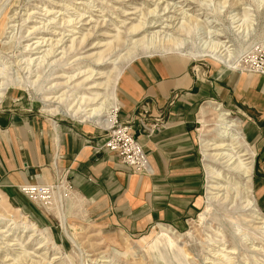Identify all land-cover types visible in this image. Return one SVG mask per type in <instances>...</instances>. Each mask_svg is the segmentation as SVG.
<instances>
[{
	"label": "rangeland",
	"instance_id": "rangeland-1",
	"mask_svg": "<svg viewBox=\"0 0 264 264\" xmlns=\"http://www.w3.org/2000/svg\"><path fill=\"white\" fill-rule=\"evenodd\" d=\"M136 24L144 25L141 36L157 33L159 38L183 25L184 32L173 35L187 42L192 55L203 54L206 47L219 43L218 39L226 44L223 55L230 59L228 68L207 54L187 61L200 90L191 115L204 180L201 210L185 218L178 228L160 224L172 229L174 235L158 228L159 224L130 232L111 224L104 210L73 192L66 197L55 194L52 204L46 206L21 192L22 186L37 183L0 189V264H264V230L261 233L256 229L262 225L256 224L257 220L251 218L255 214L245 208L246 199L238 189L241 179L224 161L204 156L201 146V140L215 138L217 131V117L207 105L210 103L240 121L234 131L240 136L241 147L255 161L256 137H261L259 128L264 127L260 113L264 101L246 109L250 106L243 108L229 93L228 108L223 102L226 83L221 78L243 75L242 85L252 80L264 88V0H0V83L5 84L0 114L23 117L28 129L34 125L39 129L50 120L61 126H99L62 112L47 117L42 100L59 97L63 110L69 103L76 104L81 95L104 93L88 90L87 84L107 80L113 63L132 47L131 40L136 37L130 36L128 29ZM154 25L157 28L146 30ZM209 32L220 38L209 36ZM115 38L121 42L116 48ZM98 43L103 48L88 51L91 44ZM107 44H112L111 50L106 51ZM97 52L103 55L99 66L94 58L86 57ZM99 70L103 75L95 76ZM123 70L113 83L116 110H110V114L117 121V80ZM221 71L225 73L218 75ZM85 78L88 81L81 83ZM179 97L173 94L163 110L155 106L158 114L166 115V109ZM205 164L211 165L223 182L208 179ZM259 165L257 158L251 183L256 206L254 182L264 178ZM212 182L227 190L214 191L218 198L208 202L207 186ZM257 207L264 216V208ZM40 243L42 248H38Z\"/></svg>",
	"mask_w": 264,
	"mask_h": 264
},
{
	"label": "crops",
	"instance_id": "crops-1",
	"mask_svg": "<svg viewBox=\"0 0 264 264\" xmlns=\"http://www.w3.org/2000/svg\"><path fill=\"white\" fill-rule=\"evenodd\" d=\"M168 54L135 58L123 67L117 80L118 121H130L150 173L133 172L120 164L114 154L97 149L103 139L99 126H61L50 120L46 122L49 128L43 123L39 129L35 125L28 129L23 117L1 113L0 189L50 183L63 173L79 199L99 206L111 224L130 232L154 224L178 228L185 218L194 217L201 210L204 185L191 115L200 90L189 69L190 58ZM222 73L225 72L218 75ZM242 76L229 74L221 78L226 83V89L222 88L223 102L228 108L229 93L243 108L250 106L246 109L264 101V88L252 80L242 85ZM173 94H179V99L166 109V115L158 114L155 108L163 110ZM141 107L151 111L147 113L148 122L162 118L167 126L151 135L142 132L136 121L142 116ZM260 113L264 117V111ZM259 135L253 162L258 158L259 167L264 170V127L259 128ZM254 185L257 206L264 208V178L255 179Z\"/></svg>",
	"mask_w": 264,
	"mask_h": 264
},
{
	"label": "bare ground",
	"instance_id": "bare-ground-1",
	"mask_svg": "<svg viewBox=\"0 0 264 264\" xmlns=\"http://www.w3.org/2000/svg\"><path fill=\"white\" fill-rule=\"evenodd\" d=\"M154 28L157 27L155 25L150 26L147 27L146 30L154 29ZM176 28L177 27H175L174 29ZM164 29H169V27H165ZM128 32L130 36L136 37V39L133 41L131 40L132 47L125 54L119 56V58L113 63L112 65L113 68L106 74L107 80L103 83L90 82L87 84L89 88L88 90H104V93H94L90 97L81 95L78 97L76 104L72 105L71 103H69L64 106L63 110H61L62 108L60 107L61 103L63 102L62 99H59V97L54 98L50 96L44 97L42 100L44 103L43 113L47 117H52L55 114L59 115L62 112L63 115L69 114L70 117L78 118L80 119L81 122L94 121L99 123L101 126L108 127L111 121L113 120V116L110 114V110H116V105L114 102V98H115V93H114L115 86L113 87L114 80L117 78V76L120 75L122 68L127 63L141 56V54L143 53H148V55H152L156 53L158 54L179 53L191 59H193V57H204V54L205 55L207 54L220 59L221 63L225 66V68L226 67L228 68L230 66V59H228V56L223 55V52L226 51L225 50L226 44L218 39L220 38V35L217 34L212 35L213 33L209 32L208 33L209 36L216 37L218 39L217 42L219 43H212L208 48L206 47L203 54L201 52L199 53V55H195V54L192 55L190 52L191 50L189 51V48L186 46L187 42L180 39L179 37L176 36L174 37L173 35L175 34L177 36L178 35L180 36L184 32L183 25L178 27L176 31H173L172 34L170 35L166 34L164 37L161 38L157 36V33L151 37L149 35L141 36L145 32L144 25L142 24L131 25L128 29ZM87 38L83 40L81 39L82 41L80 42V44L78 42V46L79 45L82 46V44L87 40ZM115 41L116 42L113 43V45L115 46V47L113 46L114 48H116V46H119L121 43L120 39L118 38ZM111 45L112 44H107L106 51L111 50L110 49ZM102 46L103 45L100 43L91 44L89 46L90 48L88 49V51L103 48ZM104 46H106V44ZM102 56H103L102 53L97 52V53H91L86 57L94 58V63L99 66L102 61ZM91 73H93V71L90 72V76L93 75ZM102 75L103 73L100 70L95 73V76H102ZM61 78H62L61 76L58 77V79ZM88 78L83 79L81 83L84 81L87 82ZM4 85L2 84V82L0 83V99L4 95V91H5ZM50 104H53L54 106L50 107L49 106ZM207 105L216 114L218 126H217L215 138L208 140H204V139L201 140V146L205 148L204 156L214 158L215 160L224 161L223 164H225L229 168V171L241 179L240 187L238 189H240V193L242 192L244 198L246 199L243 201L244 204L246 203L245 208L253 212V214H255V216L251 215L252 216L251 218L257 220L256 224H260L264 226V216L256 208L254 200L251 195V182L254 174V169H253L254 162L253 159L249 157L250 155L248 154L247 149H243L241 147L240 136L238 133L234 131V129L237 128L238 122L236 120L229 118L231 114L222 110L220 106L212 107L210 103H208ZM86 106H89V108L88 107L86 108ZM209 152H213V153H209ZM204 167L208 179H212L213 181L215 180L217 182L218 181L223 182L222 179L219 178L220 175L216 173V171H214V168L211 165L205 164ZM226 188L225 187L223 188L218 184L213 185V182L211 184L209 183V185L207 186L208 202H212L218 198L217 193H215L216 191H223ZM50 201L48 202L46 201L45 205L46 206L51 205L52 203ZM243 206L244 205H242V207ZM60 219L64 224V218L62 214H60ZM159 226L158 228H160L161 230H164L166 233L174 235L172 229H169L168 227L162 225ZM262 226L256 228L261 233L264 230ZM42 246H43L42 243H40L38 248H42Z\"/></svg>",
	"mask_w": 264,
	"mask_h": 264
},
{
	"label": "built area",
	"instance_id": "built-area-1",
	"mask_svg": "<svg viewBox=\"0 0 264 264\" xmlns=\"http://www.w3.org/2000/svg\"><path fill=\"white\" fill-rule=\"evenodd\" d=\"M141 112L142 116L136 118V121L145 134L151 135L167 126V122L162 118H158L152 123L148 122L147 108L141 107ZM99 127L103 132V139L97 149H103L114 154L120 164L133 172H151L142 146L132 134L129 120L121 122L113 118L108 127L101 125ZM64 176L63 173L59 174L58 179L52 184L24 185L21 187V192L27 197L34 198L44 204L46 201L53 200L55 194L66 197L72 192V189Z\"/></svg>",
	"mask_w": 264,
	"mask_h": 264
}]
</instances>
